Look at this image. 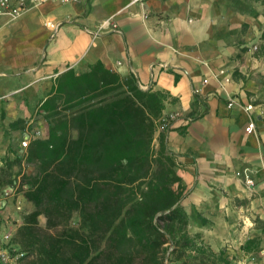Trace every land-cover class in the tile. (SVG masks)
<instances>
[{
    "label": "crops",
    "instance_id": "1",
    "mask_svg": "<svg viewBox=\"0 0 264 264\" xmlns=\"http://www.w3.org/2000/svg\"><path fill=\"white\" fill-rule=\"evenodd\" d=\"M27 6L0 18V164L25 133H48L39 107L58 75L103 61L123 78L134 75L142 89L165 93L163 115L177 114L168 144L186 186L189 231L233 264H264V56L255 50L264 0Z\"/></svg>",
    "mask_w": 264,
    "mask_h": 264
},
{
    "label": "trees",
    "instance_id": "2",
    "mask_svg": "<svg viewBox=\"0 0 264 264\" xmlns=\"http://www.w3.org/2000/svg\"><path fill=\"white\" fill-rule=\"evenodd\" d=\"M166 100L103 61L58 75L39 107L48 133L0 164V187L20 181L33 205L14 238L20 264H233L189 231L170 128L159 129Z\"/></svg>",
    "mask_w": 264,
    "mask_h": 264
},
{
    "label": "built area",
    "instance_id": "3",
    "mask_svg": "<svg viewBox=\"0 0 264 264\" xmlns=\"http://www.w3.org/2000/svg\"><path fill=\"white\" fill-rule=\"evenodd\" d=\"M56 2L60 4H69L76 2L78 0H31L33 4H42L45 2ZM145 0H133V2H138L141 5L144 4ZM28 0H0V18L9 17L16 18L20 16L27 9ZM114 27L117 25L112 21H108ZM48 25L57 30L58 25L54 22H48ZM257 45L255 46V50ZM235 104V99H230V106ZM253 109V105H248L247 110ZM176 115H163L159 129H169L171 126V121ZM248 132L255 131V122L250 121L246 127ZM45 133L41 129H34L30 135L24 137L21 141V146L27 148L31 140L39 137H43ZM243 178L248 186H254V179L251 175V170L245 168L243 171ZM24 195L19 191L18 185H6L0 187V264H20L25 256V252L21 250L17 242L14 241L15 234L18 227L23 222V215L28 211L24 208ZM13 208L11 209V205ZM11 221L15 222L14 225H9Z\"/></svg>",
    "mask_w": 264,
    "mask_h": 264
},
{
    "label": "rangeland",
    "instance_id": "4",
    "mask_svg": "<svg viewBox=\"0 0 264 264\" xmlns=\"http://www.w3.org/2000/svg\"><path fill=\"white\" fill-rule=\"evenodd\" d=\"M33 130L34 129H32L29 133H25L24 136L30 135ZM24 136L21 137V141L24 139ZM17 149L19 150V152H22V149H24V148L22 146H19ZM26 170L27 171H31V168H26ZM16 185L20 186V181H18ZM19 191H20V188H19ZM12 208H13V204L11 205V209ZM24 208H25L26 211H31L33 209V205L26 198L24 199ZM40 222H41V224L43 226L46 225V218H45V216H41L40 217ZM14 223H15L14 221L13 222L11 221V223H9V225H11V224L14 225ZM74 225H77V219H75ZM167 264H176V263L175 262H169L168 261Z\"/></svg>",
    "mask_w": 264,
    "mask_h": 264
}]
</instances>
